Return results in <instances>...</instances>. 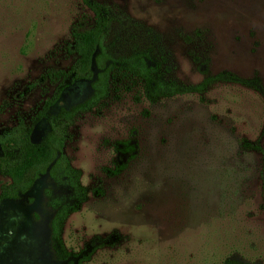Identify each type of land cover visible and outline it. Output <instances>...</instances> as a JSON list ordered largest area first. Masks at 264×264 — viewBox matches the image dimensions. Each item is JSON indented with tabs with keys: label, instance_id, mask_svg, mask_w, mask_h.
<instances>
[{
	"label": "rangeland",
	"instance_id": "1",
	"mask_svg": "<svg viewBox=\"0 0 264 264\" xmlns=\"http://www.w3.org/2000/svg\"><path fill=\"white\" fill-rule=\"evenodd\" d=\"M97 1L119 16L111 55L143 51L167 80L208 85L151 103L129 82L75 119L65 152L89 197L64 225L67 249L111 237L82 264H264V0ZM92 25L81 0H0V130L32 122L57 88L43 76L74 64L72 30ZM89 90L78 82L61 104ZM46 185L32 204L1 203L0 264H53L49 219L33 218Z\"/></svg>",
	"mask_w": 264,
	"mask_h": 264
},
{
	"label": "trees",
	"instance_id": "2",
	"mask_svg": "<svg viewBox=\"0 0 264 264\" xmlns=\"http://www.w3.org/2000/svg\"><path fill=\"white\" fill-rule=\"evenodd\" d=\"M81 1L93 14V25L72 30L67 51L76 56V61L68 70L50 69L43 76V80L56 83L57 88L32 122L20 119L15 126L0 130V174L9 179L0 186V206L6 200L21 199L37 181L47 178L42 206L45 213L34 214V219L41 221L43 215L49 219V256L53 264H82L90 254L112 243L111 237H95L87 244V254L85 250L76 253L67 249L62 237L69 216L79 211L89 197V189L81 182V171L72 165L65 152L75 119L98 107L113 90L118 91L129 82L141 85L151 103L176 95L202 93L208 85L207 81L187 86L167 80L161 73V65L153 63L143 51L114 57L106 47V39L119 17L117 12L97 0ZM81 81L89 84L87 96L71 105H62L64 92ZM41 122L46 123L47 130L36 141L35 126ZM224 264L258 263L229 258Z\"/></svg>",
	"mask_w": 264,
	"mask_h": 264
},
{
	"label": "flooded vegetation",
	"instance_id": "3",
	"mask_svg": "<svg viewBox=\"0 0 264 264\" xmlns=\"http://www.w3.org/2000/svg\"><path fill=\"white\" fill-rule=\"evenodd\" d=\"M38 183V181L36 182V184ZM36 184L34 185V187L36 186ZM47 186V185H46ZM45 186V187H46ZM33 187V188H34ZM44 187V188H45ZM44 188H42V191H41V196H42V201H41V206H40V210L39 211H35L34 213H33V218H34V214H36V213H39V214H44L45 212H44V209L42 208V206H43V202H44V195H43V190H44ZM30 193V192H29ZM29 193L28 194H26L27 196L29 195ZM26 195H24L21 199H19V200H22V199H24V197H26ZM29 198H32V200L30 201V199ZM19 200H11V201H19ZM27 200H28V203L29 204H32V203H34L35 202V198L34 197H30V196H28V198H27ZM8 201V200H7Z\"/></svg>",
	"mask_w": 264,
	"mask_h": 264
}]
</instances>
